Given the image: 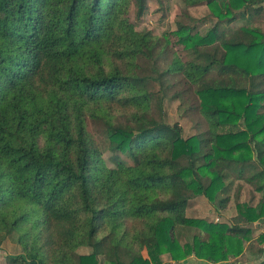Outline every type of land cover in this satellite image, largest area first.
Returning <instances> with one entry per match:
<instances>
[{
    "label": "trees",
    "instance_id": "1",
    "mask_svg": "<svg viewBox=\"0 0 264 264\" xmlns=\"http://www.w3.org/2000/svg\"><path fill=\"white\" fill-rule=\"evenodd\" d=\"M151 1L0 0V244L15 236L22 251L6 264H224L255 246L247 226L264 220V25L253 20L264 0H181L211 9L215 24L201 31L186 14L190 24L179 19L162 36L137 30ZM177 78L206 125L185 139L153 117L144 88L156 81L166 95ZM234 176L236 200L243 185L257 196L235 205V223L186 216L200 196L225 210ZM256 241L264 264V233Z\"/></svg>",
    "mask_w": 264,
    "mask_h": 264
},
{
    "label": "rangeland",
    "instance_id": "2",
    "mask_svg": "<svg viewBox=\"0 0 264 264\" xmlns=\"http://www.w3.org/2000/svg\"><path fill=\"white\" fill-rule=\"evenodd\" d=\"M147 12L143 15L140 21H135L137 30H147L153 35L162 36L164 33L173 32L176 28V22L183 21V23L190 24L186 14L198 20L202 25L199 24V28L208 29L210 26L215 24L213 17L211 16V9L206 6H196L186 8L181 0H155L148 2ZM254 24L257 25L262 22L264 25V16L256 18ZM245 21L238 20L230 25L231 30L244 25ZM177 55H179L184 61H188V53L181 50L179 46L175 47ZM179 84L175 81H171L174 86L171 91L167 92L166 95L161 91L160 85L155 81H146L144 88L152 94V107L151 113L156 120L165 121L166 123L173 125L178 124L182 129V137L188 138L193 135H197L204 132L206 125L201 119L200 115L195 111L197 101L194 100L193 91L182 78H177ZM180 94L176 96V93ZM175 95V97H174ZM88 131L99 143L100 146H104L103 138L99 134L98 130L94 127L91 121H88ZM103 159L109 168H114L115 163L111 158V153L108 151L103 152ZM227 191L221 194L220 198L225 199L229 196L230 204L222 212H217L219 208L218 199L215 205H209L203 197L193 198L187 207L186 216L194 219H203L211 223H225L230 225L235 223L237 219V212L235 205L237 203L244 202H256L257 196L253 197L250 187L243 185L240 192L239 200L235 199L237 193V187L239 182L235 176L230 177L225 182ZM247 227L253 228L254 247L248 251L246 250L241 256L235 259H229L224 264H258L260 260H254L257 254L256 240L264 233V220L257 222V224L248 225ZM177 239L181 243L191 242V234L177 231ZM21 248L16 244L15 236L4 239L0 244V264H6V257H16L21 254ZM163 264H176L174 262L166 261ZM178 264H196L192 259L185 263Z\"/></svg>",
    "mask_w": 264,
    "mask_h": 264
}]
</instances>
